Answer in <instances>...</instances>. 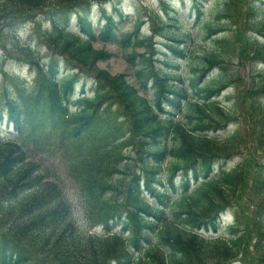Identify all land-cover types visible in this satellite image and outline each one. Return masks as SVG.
<instances>
[{
  "label": "trees",
  "instance_id": "obj_1",
  "mask_svg": "<svg viewBox=\"0 0 264 264\" xmlns=\"http://www.w3.org/2000/svg\"><path fill=\"white\" fill-rule=\"evenodd\" d=\"M110 1L0 0V66L12 61L34 73L30 86L8 79L13 96L0 100V128L6 121L19 137L7 141L0 129V264H228L248 254L264 264V23L257 20L264 1L217 2L211 22L201 24L202 41L212 46L195 54L166 1L161 8L170 24L156 14L152 34L143 37L139 23L131 34L116 33L117 22L104 9ZM93 5L105 21L96 36L88 18ZM200 5H193L194 24L204 14ZM119 9L114 12L121 18ZM236 14L246 29L225 38ZM71 15L84 37L68 31ZM44 20L54 27L35 45L15 36L9 44L8 34ZM155 36L161 49L152 43ZM94 42L144 50L126 57L139 68L137 86L124 74L99 69L111 54ZM40 46L47 49L45 62ZM188 54L194 73L181 76L180 60ZM232 56L247 63L251 75L226 107L218 98L235 89L230 82L237 78L227 68ZM26 138L65 155L89 227L108 232L121 226L119 233L93 235L77 225L62 180L28 160ZM128 147L133 158L122 152ZM240 155L241 162L226 168ZM239 195L248 211L237 206L244 228H231L228 240L198 233H216L220 212Z\"/></svg>",
  "mask_w": 264,
  "mask_h": 264
},
{
  "label": "rangeland",
  "instance_id": "obj_2",
  "mask_svg": "<svg viewBox=\"0 0 264 264\" xmlns=\"http://www.w3.org/2000/svg\"><path fill=\"white\" fill-rule=\"evenodd\" d=\"M166 1H168L171 6L180 10V12L177 10L179 13V22L181 23L180 25L181 29L179 33L183 35L188 34L186 38H189L188 41L192 42L191 45L189 46V49L190 50L193 49L194 54H195L197 53L196 49L198 48H203V49L211 48L212 45L208 42V40L202 41V38L204 36V31H202L201 24L211 22V19L213 18L212 14L214 13L211 5L213 4L214 0H207V1L198 0L204 3V5L206 6V11L204 13V16L201 17L199 23L196 26L192 25L194 21V17L192 15V12L189 11V7L192 6L195 0H166ZM217 1H219L220 3L223 0H217ZM217 1H215V4L217 3ZM104 6H105L104 9L106 10V13L108 15L114 16V20H116L117 26H118L116 29V33L119 36L124 35V34L125 35L131 34L135 30L137 23H140L139 33H138L139 37L152 34V29H153L152 18L154 15L156 16V13H158V15L162 17L161 19L164 22H167L164 24H170V21H168V19L164 17V14L161 11L162 5L160 3V0H113V1L107 2V4H105ZM115 7L120 8L122 12L121 18L118 17L117 15L118 13L114 12ZM236 16L237 18L235 19L233 24L227 21L229 26H225L224 28L225 38H233V35L240 33L241 31L246 29L245 26L240 27L241 23H243V20L241 21L240 17H238L237 14L234 17ZM101 18L102 17H101L99 9H97V7H93L91 14L89 15V20L91 22L95 35L99 31H101V26L103 24V21ZM257 20L258 21L260 20L264 23V14H261L257 18ZM76 24H77L76 16L75 15L70 16L69 24L67 27L68 31L76 33V34L79 33V35L83 37L84 34L79 32L78 26ZM225 24L226 23H223L222 26ZM53 27H54L53 23L47 22V20H44L43 22H41L38 28L36 25L33 26L32 24H25L21 27V30H19L18 32L16 31V33L8 34L7 36V38H9L8 42L10 44L13 40L12 38L15 36L16 38H19L21 43H25L27 41L32 40V44L35 45V43H37L36 42L37 39L42 38V33L46 29L51 30ZM163 30L165 31L168 29L163 28ZM169 30L173 31L172 28ZM245 34L248 36L249 32L247 31L245 32ZM250 35L252 36L254 34H250ZM159 39H160L159 37H154V39L152 40V43L153 45H155L154 46L155 48L157 47L158 49H161ZM94 47L99 50H104L108 54H111L110 59H108L105 62H100L98 64L99 69L106 70L113 76L124 74L127 76V79L131 84H134L135 86H137V82H136L135 77H133V73L139 70V68H131L129 63L126 61V57L129 56L132 52H135L137 54H142L144 52L143 49H137V48L134 50L132 48L124 49L120 44H109V43H102V42H94ZM46 54H47L46 47L40 46L38 49V56H40V61L45 62L47 60ZM156 56H159V55H156ZM189 56L190 55H188L187 59L183 60L181 63V66L179 68V71L181 72V76L194 73V70H193L194 66L192 65V61L188 62ZM232 60L233 62H230L229 65H227V68L229 72L232 71L234 73V77L237 78L236 81L230 82L235 89L233 90L232 88V89H227L223 91L220 97L218 98L219 102L226 107H230V105L232 104V102L231 101L229 102L228 100V97L230 96V94L236 93V90L241 93V91H243V88H244L242 81L244 83L248 82L249 76L251 75L250 66L247 63H244V61L242 60L241 62H239L233 56H232ZM137 61L138 60L136 59L134 61V64H136ZM30 68H31L30 66L21 67L18 64L13 63L12 61H8L4 63L3 66H0V100L2 99L4 94H6L5 98L8 96H13L11 84L8 79H14L16 83H18L16 81V79H18L19 80L18 84H22V82L23 84L31 82L32 77L30 75V71L32 69ZM217 73H218L217 71L213 72L210 75V77L213 75H216ZM83 82L84 81L82 79L79 82H77L76 96L78 95L79 87L81 86ZM86 88H87V92H86L87 96H92L93 91L90 89V83H87ZM144 95L148 100L151 99V96H152L151 90H147L144 93ZM236 102L237 101H235V103ZM169 109L173 112H176L175 109H173L172 107ZM176 120L183 121L181 117H178ZM233 126H234L233 124H229V129H232ZM239 127H240V131L242 132L241 135L244 137V134H245L244 133V129H245L244 123L239 122ZM0 129H1V136L5 140L7 141H18L19 140V137L14 132V129L11 127L10 124L6 123V121H4L1 124ZM24 141L27 143V146H28L27 148L28 149V160L34 161L40 164L42 170L44 169L45 171L47 170L48 174L50 173L55 174V177L53 178L54 180H62V185L64 187L65 194L67 196L66 197L67 201L71 205V209L73 210V216L75 217L77 224L80 227L85 228L84 226L85 205L82 201V198L79 192V186L74 181V175L72 171H70V167L67 165V162H66L67 159L64 157L63 154H61L60 151L52 152V153L46 152L44 148L41 146L39 140L34 141V139L28 140V138H26ZM122 152L124 154H129L132 158L134 157L131 147H128L126 149L123 148ZM241 152L242 151H240L239 153ZM240 157L241 155L238 156L237 158H234L232 161H229L227 163V167L230 168L234 166L237 161L241 162L243 160V157H241V159ZM234 200L235 201L231 203L229 211L231 212L232 210L235 220L237 218L239 225L243 227L244 223L241 221V217L239 216V209L245 212L246 213L245 215H247L248 211L246 208V203L244 202V200L242 199L240 195L237 196ZM237 206L239 207V209ZM170 221L172 220L170 219ZM93 230H94L93 232L95 233L103 232V229H100V228H97V229L95 228ZM117 230L118 229L116 228L114 232ZM233 264H256V263L255 261H253L252 255L248 254L243 258H239V260L237 262H233Z\"/></svg>",
  "mask_w": 264,
  "mask_h": 264
}]
</instances>
